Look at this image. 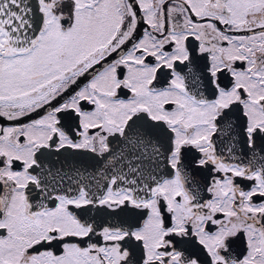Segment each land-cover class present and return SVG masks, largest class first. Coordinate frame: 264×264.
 I'll use <instances>...</instances> for the list:
<instances>
[{"label":"snow or ice","instance_id":"snow-or-ice-1","mask_svg":"<svg viewBox=\"0 0 264 264\" xmlns=\"http://www.w3.org/2000/svg\"><path fill=\"white\" fill-rule=\"evenodd\" d=\"M0 264H264V0H0Z\"/></svg>","mask_w":264,"mask_h":264}]
</instances>
